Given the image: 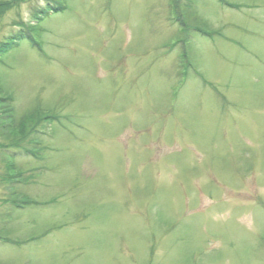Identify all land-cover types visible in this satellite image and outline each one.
Segmentation results:
<instances>
[{
    "label": "rangeland",
    "instance_id": "1",
    "mask_svg": "<svg viewBox=\"0 0 264 264\" xmlns=\"http://www.w3.org/2000/svg\"><path fill=\"white\" fill-rule=\"evenodd\" d=\"M226 2L0 0V264H264V0Z\"/></svg>",
    "mask_w": 264,
    "mask_h": 264
},
{
    "label": "trees",
    "instance_id": "2",
    "mask_svg": "<svg viewBox=\"0 0 264 264\" xmlns=\"http://www.w3.org/2000/svg\"><path fill=\"white\" fill-rule=\"evenodd\" d=\"M219 2H221L222 4H225L226 6H228V7H233V5L231 4V3H227L226 2V0H219ZM63 10V7L62 6H58L57 8H55V10L54 11H62ZM200 32H202V31H200ZM30 36V35H29ZM30 39V42L35 46V43H34V40L32 39V36H30L29 37ZM38 47V46H37ZM38 49H40L39 47H38ZM11 98L10 97H5V98H3V105H4V107H6L5 108V113H9V112H11V109H10V104H9V100H10ZM3 111H4V108H3ZM34 111V110H33ZM33 111H31V112H33ZM30 112V113H31ZM32 114V113H31ZM48 115L46 114V115H44V117H47ZM30 117V116H29ZM27 118L25 121H27V120H29L30 122L32 121V119L31 118ZM50 118V121L54 118V117H49ZM56 119V118H55ZM46 120V119H45ZM11 169H10V166H8L7 167V174L8 175H10V171ZM13 174V173H12ZM11 174V176H9V178L10 179H12L14 176ZM15 174V173H14ZM20 175V173L18 172L17 173V175ZM18 175V176H19ZM22 203H28L29 201L28 200H22L21 201ZM36 203V202H35ZM34 203V204H35ZM47 202H43V203H41V204H46ZM31 204V203H30ZM23 205H26L27 206V204H23ZM36 205V204H35ZM5 242H8V243H12V244H16L17 243V241H13V240H11V239H9V238H6V240H5ZM18 244V243H17Z\"/></svg>",
    "mask_w": 264,
    "mask_h": 264
}]
</instances>
